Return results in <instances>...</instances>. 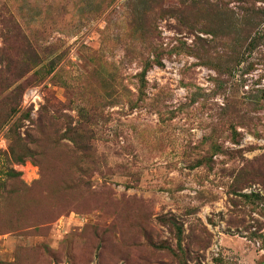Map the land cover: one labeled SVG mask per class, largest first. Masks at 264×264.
Returning <instances> with one entry per match:
<instances>
[{"label":"rangeland","instance_id":"374dc122","mask_svg":"<svg viewBox=\"0 0 264 264\" xmlns=\"http://www.w3.org/2000/svg\"><path fill=\"white\" fill-rule=\"evenodd\" d=\"M263 9L0 0V264H264Z\"/></svg>","mask_w":264,"mask_h":264},{"label":"trees","instance_id":"16d2710c","mask_svg":"<svg viewBox=\"0 0 264 264\" xmlns=\"http://www.w3.org/2000/svg\"><path fill=\"white\" fill-rule=\"evenodd\" d=\"M260 16H261V18L264 19V9L260 13ZM261 34L262 33L258 34V36H256V37L250 38V41L248 43V47L254 48L255 46H257V43L259 41V39H257V37H259V35H261ZM29 48H30V45H29ZM242 124H244V123H242ZM261 172L262 171L258 168V162L257 161H255V160L248 161L246 163V165H244V167H242L238 171L237 176L235 178V181H236L237 185H240L241 187H243V186L247 187L250 183H254V182L259 181V178H260V181L262 182L263 181V174Z\"/></svg>","mask_w":264,"mask_h":264}]
</instances>
